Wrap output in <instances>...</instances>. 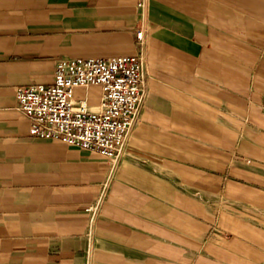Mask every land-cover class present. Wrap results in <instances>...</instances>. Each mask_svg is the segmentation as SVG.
Returning a JSON list of instances; mask_svg holds the SVG:
<instances>
[{
	"label": "crops",
	"instance_id": "crops-1",
	"mask_svg": "<svg viewBox=\"0 0 264 264\" xmlns=\"http://www.w3.org/2000/svg\"><path fill=\"white\" fill-rule=\"evenodd\" d=\"M140 54L116 166L29 136L17 87ZM0 264H264V0H0Z\"/></svg>",
	"mask_w": 264,
	"mask_h": 264
},
{
	"label": "built area",
	"instance_id": "built-area-1",
	"mask_svg": "<svg viewBox=\"0 0 264 264\" xmlns=\"http://www.w3.org/2000/svg\"><path fill=\"white\" fill-rule=\"evenodd\" d=\"M142 43L144 30L137 31ZM101 90L97 110L75 101L79 87ZM146 96L142 54L56 61L53 82L17 87L16 109L29 121L30 137L60 141L106 157L116 166Z\"/></svg>",
	"mask_w": 264,
	"mask_h": 264
},
{
	"label": "rangeland",
	"instance_id": "rangeland-1",
	"mask_svg": "<svg viewBox=\"0 0 264 264\" xmlns=\"http://www.w3.org/2000/svg\"><path fill=\"white\" fill-rule=\"evenodd\" d=\"M217 234H219V233L217 232L216 228H212V229L210 230V233H208V237H210V236H215V235H217Z\"/></svg>",
	"mask_w": 264,
	"mask_h": 264
}]
</instances>
